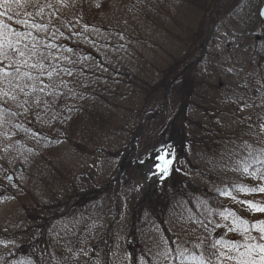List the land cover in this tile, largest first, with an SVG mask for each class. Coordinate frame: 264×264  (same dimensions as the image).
<instances>
[{"label": "trees", "instance_id": "1", "mask_svg": "<svg viewBox=\"0 0 264 264\" xmlns=\"http://www.w3.org/2000/svg\"><path fill=\"white\" fill-rule=\"evenodd\" d=\"M97 4L104 8L100 16L96 12L99 11ZM231 10L234 9L227 6L225 0H108L107 4L106 0H78L75 7L63 10L66 20L75 21L76 26L89 28L94 23L104 31L111 32V35L121 34L128 41L147 40L157 47V51L165 56L168 54L169 58L155 64V67L158 66L156 80L137 76L140 70L137 71L135 64L140 66L144 62L140 51L127 55L130 57L126 63L122 62V54L115 57L113 62L109 61L106 64L108 74L102 73L95 65L84 66L82 76L69 78L73 91L64 89L65 95L52 111L54 115L38 120L39 128L35 125V116L30 115L27 119L30 121L27 124L28 135L25 132L16 137L21 146L30 149L25 150L30 153L24 159L25 172L27 169L28 176L33 174L30 176V186L39 176H47L52 183L55 181L54 187L44 193L47 202L42 203V208L47 220H69L72 217L77 230L88 228L91 231L96 215L104 219L98 211L102 209L108 213L107 218L112 221L107 232H103L105 228L102 227L100 238L95 239L88 248L92 254L99 249L101 264H114L126 258L129 264H141L142 259L154 261L157 252L151 249L153 245L146 246L144 239L154 231L169 236L163 207L168 201L175 203V193L185 195V190L179 188L182 185L192 195L200 196L207 202L206 214L216 212L214 197L187 178L185 169L194 159L199 160L207 148L215 145L216 136L211 137L210 127H214L215 133L221 128L222 118H216L215 114V120L204 128L198 117L201 111L210 116L222 109L224 104L239 108L231 99L235 95L230 94L239 89L231 91L230 79L222 89L223 93L230 95H223L222 101L217 104L211 101V94L217 90L220 92L219 86L222 84L212 83L210 77L221 75V71L228 75L234 72L225 66L232 59L226 54L229 49L222 47L221 54L215 50L221 24L230 27L226 17ZM227 27L223 29L231 38L232 31ZM238 32L242 33V30ZM257 35L258 40L264 39L263 32ZM227 40V37L223 38L221 46H225ZM122 45L127 48L123 42ZM168 48L174 50L170 52ZM84 54H87L85 49ZM93 54L96 55L90 52L92 57ZM199 57L200 60L195 62ZM244 61L241 76L245 77L249 87L241 89L243 94L255 96V81L264 76V45L251 47ZM190 64L170 87L159 113L146 124L135 140L133 157L128 159L129 163L117 180L120 165L118 169H110V166L119 160L115 158H123L125 151V144L113 150L117 139L123 135L129 142L139 126L159 108L167 83ZM62 108L68 113L63 114ZM253 109L251 128L258 139L252 142L261 149L264 148V134L257 127L259 121L256 115L264 109ZM29 133L38 138L36 148L27 143ZM61 140L66 141L65 144H60ZM149 143L151 146L147 148ZM143 149L151 152L142 154ZM180 151L183 158L177 160V164L183 165L179 168L183 180L173 189H162L151 194L136 188L130 181L128 172H133L134 165L137 170H142L147 154L156 158L164 152L177 154ZM108 157L114 161L108 162ZM29 159L33 161L32 164L28 163ZM37 164L42 168H36ZM256 166L260 168L259 164ZM48 167L50 169L46 171ZM31 191L35 192V189ZM185 198L186 202L190 201L188 196L185 195ZM206 222L209 230L216 231L214 224ZM40 235L44 233L37 236ZM22 243L28 248L20 247L18 251L24 250L28 255L31 253V258L39 259L38 264H56L57 260L49 254L48 245L43 240L30 238ZM162 243L173 250L165 264H193L190 256L183 259L178 257L172 241L162 240ZM189 245L190 241L184 247L199 255L201 249L191 250ZM88 263L96 264L93 255L88 257Z\"/></svg>", "mask_w": 264, "mask_h": 264}, {"label": "rangeland", "instance_id": "2", "mask_svg": "<svg viewBox=\"0 0 264 264\" xmlns=\"http://www.w3.org/2000/svg\"><path fill=\"white\" fill-rule=\"evenodd\" d=\"M262 2L263 0H225L226 5L234 10L229 11L226 17L230 27L222 26V24L220 26L221 29L216 36L215 50L221 54L222 47L229 49L226 54L232 59L229 60L230 63L225 66L230 67V69L234 71L231 74L234 75L227 78L231 74L228 75L226 72L223 73V71H221V75L210 77L212 83L218 85L222 84L219 86V90L221 89L220 92L217 90L216 93L211 94L212 104L221 102L225 94L227 96L230 94L238 95L244 93L242 89L245 87H242V85L247 83L245 82V77L243 78L241 76L243 73L241 68L245 66L244 59L251 47L254 45L259 46V44L264 45V39L262 41L258 40L259 37L257 35L261 32L264 34V21H261L258 14V9ZM107 3L108 0H106V4ZM97 8L99 9V11H96L97 15H102L104 8L101 6L96 7V9ZM224 27L232 31L231 38L228 32H225V29H223ZM76 28L77 31L80 32L79 35L72 34V30L69 27L63 30L65 35L59 37V42L63 44L64 49H72L71 52H67L66 54L77 62L74 68L75 76H82V73H84L83 67L93 64H95L102 73L105 72L108 74L106 72V64H108L109 61L113 62L115 57L122 54V62L126 63L130 57L127 55L130 53L132 54L133 51H140L141 55L144 56V62H142L140 66L135 64L137 71L140 70V72H137V76L156 80L158 76V72L156 71L158 69L156 67L158 66L155 67V64L160 63L161 60L165 62L169 59L168 54L165 56L163 52L157 51V47L151 45L147 40L144 42L142 40L128 41L121 34L114 33L111 35V32L104 31L94 23H92L89 28L87 27L86 31L84 30L85 26H76ZM239 29L242 30V33L238 32ZM225 37L228 38L226 45L221 46L223 38ZM122 42L127 48L123 47ZM64 43H66V45ZM84 48L87 50L86 55L84 54ZM168 49L171 50L170 52L174 50V48ZM90 51L91 53H96V55L93 54L92 57ZM96 57L102 59V62L101 60L100 62H96L94 60ZM71 66L72 65H69V67ZM201 66H203V64ZM85 69H87V67H85ZM228 79L232 82L231 91L235 89L239 90H235L230 94L223 93L222 89L229 83ZM106 80L107 79H105V81ZM167 91H170V87ZM166 97L167 95L165 99ZM58 103H60L59 100L56 104ZM225 105L227 104H224L222 109L218 110L216 113H212L210 116L206 115L203 111L199 114L198 111V117L204 128L213 119L215 120L214 114L216 118L221 116L222 124L221 128L216 133L214 132V127H210L209 129L212 132L211 137L216 136L214 140L215 145L210 146L201 153L199 160L194 159L192 163H189L186 169L184 168L186 175H188L187 178H190L197 187L206 189L208 194L214 197L216 212L206 214L204 210L206 209L207 202L200 196L192 195L190 191L182 185L179 188L183 191L185 190V195L189 197L190 201L186 202L185 195L178 192L175 193V203L168 201L164 204L163 210L166 211L167 215L166 227L169 236L162 235L160 231L150 232L144 239L146 246L153 245L154 241L162 242L163 240L165 242L172 241L177 247L179 237V242L183 244V246L190 241L189 246L191 250H197L198 248H196L195 245L198 242V237L207 236L209 242H214L216 241L214 238L216 231L221 232V237L218 240L223 239L230 243H243L244 236L241 234V230L238 229L236 232H229L227 228V225L232 224L233 220L236 219L247 220L249 224V235H258L253 225L257 220H264V214L251 212L248 205L242 203V201L251 200L256 203L264 204V194L241 193L237 191L240 185L254 187L259 183L250 175H244L238 170L243 167L245 162L250 165L249 172L258 169L256 166L258 163H255L249 155V153L252 152L253 156L257 158L260 157V155L257 154L260 150V146H255V143L252 142L258 138L255 136L253 128H249L248 126L252 125L254 109L249 108L241 111L240 108H230ZM65 113H68V111L63 109V114ZM49 115L53 116L54 113L50 112L45 117L49 118ZM249 115L252 116V120H245V117ZM28 117L22 118V122L27 129V124L30 122L27 120ZM195 121H198V119ZM241 121L245 122L243 123ZM35 125L39 128L38 125H40V122H38L36 117ZM23 133H25V131H20L18 136H21ZM25 135H28V133L26 132ZM27 138V143L32 144V146L36 148L38 138L31 135L27 136ZM65 142L61 140L60 144H65ZM127 142L128 139L122 135L117 139V143L113 146V150L115 151L125 144L126 151ZM245 145H251L252 148H246ZM150 146L151 143L147 144V148ZM2 148L3 144H0V149ZM25 150L30 151L28 147H24V145L21 146V144L18 143L6 153L0 151V157H4L0 159V264H18L20 261L26 259L30 260L31 264H38L39 259L35 260L31 258V253L28 255L24 250H22V252L18 251L20 247L21 249L23 247H25V249L28 248V245L22 242L30 238L38 239L39 241L43 240L45 244L48 245L50 250L49 254L57 260L56 264H88V257L90 255L94 256L96 264H101V252L99 249L92 254L89 252L88 248L95 242V239L100 238L102 227L105 228L103 232H107L108 225L112 221L107 218L108 213L104 212L102 209L98 211V214L104 217V219L96 215V217H94L96 220H94L91 231L88 228H79L77 230V224L72 217H70L69 220L73 221H69L67 218L55 219L53 221L47 220L42 208V203L47 202L44 193L46 190L54 187L55 181L53 180L54 183H52L47 179V176H39L32 181L33 186H30V176L33 174H29L28 176V170L26 169L27 172H25L24 165V159L28 157L30 152H26ZM132 152H134V150ZM147 152L150 153L151 150L148 149L147 151L143 149L141 151L142 154H146ZM109 153L111 154V150H109ZM169 153L172 152L162 154L165 156V159L171 161V163L166 166L167 171H162L165 167V160L159 159L160 156L154 158L152 155L150 156L147 154V160L142 170H137L134 165L132 167L133 172H128L132 184L136 188L151 194L153 192L158 193L162 189H173L181 184L183 175L179 168L183 165L179 166L177 164V160L180 161L183 158L181 151L177 154ZM132 157L133 156H128L126 160H130ZM115 159L119 160L117 163H112L110 169H118L122 161L121 159L123 158L118 157ZM261 159H264V157ZM30 160L31 159H29L28 163L32 164L33 161L30 162ZM106 160L108 162L114 161L113 158L110 157ZM186 160L187 159H185V161ZM253 162L254 164L252 165ZM81 163H84V161ZM16 165L22 167V172H18L13 168L16 167ZM259 165L261 168L262 165ZM33 166H35V164ZM36 168L41 169L42 167L37 164ZM49 169L50 167L46 168V171H49ZM11 170L15 173V179L9 182L6 179V174ZM116 187L118 188L119 186ZM31 189H35V192L31 191ZM224 193H231L232 195H225ZM232 196H235L236 199L233 200ZM220 212H224L227 218H222L219 215ZM96 221H98L100 225ZM200 221H203L204 224L207 223L206 221H211L215 227L216 222L219 221L221 226L216 227V231L214 229L209 230L208 227L204 228L201 226ZM38 233H44V235L37 236ZM90 234L91 237L89 236ZM194 236L196 237L194 238ZM189 237H192V239H189ZM67 245H69V247L65 248ZM151 249L155 252L159 251L154 246H152ZM61 251H66V253L59 254ZM16 254V259L12 261L13 256ZM33 257H37V255ZM114 264H129V260L127 258L122 259L121 262L115 261Z\"/></svg>", "mask_w": 264, "mask_h": 264}, {"label": "snow or ice", "instance_id": "3", "mask_svg": "<svg viewBox=\"0 0 264 264\" xmlns=\"http://www.w3.org/2000/svg\"><path fill=\"white\" fill-rule=\"evenodd\" d=\"M77 3L78 0H0V144H3L0 151L8 152L20 142L16 139L19 132L28 131L22 118L31 115L42 119L54 110L56 102L65 95L64 89L73 91L69 78L75 76L77 62L66 54L72 49H64L59 37L65 35L62 29L69 27L72 34H80L76 22L66 20L63 15L64 9L73 8ZM242 87L248 88L249 84ZM255 91V96L241 93L231 99L241 111L256 107L264 109V76L256 79ZM245 120H252V116L245 117ZM256 120L261 134H264V111L256 115ZM245 147L252 148L251 145ZM249 155L262 167L249 172L250 165L245 162L238 170L259 183L254 187L240 185L237 191L264 194V159H258L252 152ZM259 155L264 157V148L259 150ZM159 159L165 160L162 171H167L166 166L171 161L163 155ZM232 199L236 197L232 196ZM242 203L248 205L251 212L264 214V204L251 200ZM219 215L227 218L224 212ZM200 224L207 228L203 221ZM220 226L217 221L216 227ZM253 227L258 235H249L247 220L236 219L227 228L229 232L241 230L243 243L223 239L209 242L207 236L198 237L195 247L201 252L197 255L184 247L178 237L174 251L181 259L190 256L193 264H264V220H257ZM153 246L159 250L156 259H142L141 264H165L173 251L160 241H154ZM19 264H31V261L26 259Z\"/></svg>", "mask_w": 264, "mask_h": 264}, {"label": "water", "instance_id": "4", "mask_svg": "<svg viewBox=\"0 0 264 264\" xmlns=\"http://www.w3.org/2000/svg\"><path fill=\"white\" fill-rule=\"evenodd\" d=\"M260 15H261V18H264V3H263V6H262V8H261V10H260ZM185 70H186V68H184L183 71H182L181 73H183ZM181 73H180V74H181ZM175 79H176V77H175L172 81H170V82L168 83V86H170V85L174 82ZM163 97H164V96H163ZM143 126H144V125H143ZM143 126H142L140 129H142ZM18 169L21 170V167H18ZM7 179H8V180H12V179H13V176H12V175H9V176H7ZM219 235H220V233L218 232V233L216 234V237H218Z\"/></svg>", "mask_w": 264, "mask_h": 264}, {"label": "flooded vegetation", "instance_id": "5", "mask_svg": "<svg viewBox=\"0 0 264 264\" xmlns=\"http://www.w3.org/2000/svg\"><path fill=\"white\" fill-rule=\"evenodd\" d=\"M17 255V254H16ZM16 255H14V256H16ZM14 260V257H13V259H12V261Z\"/></svg>", "mask_w": 264, "mask_h": 264}]
</instances>
